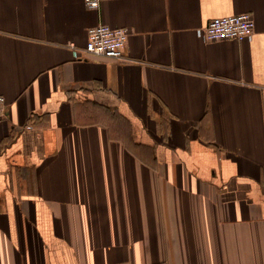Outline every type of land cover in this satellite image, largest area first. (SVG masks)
Wrapping results in <instances>:
<instances>
[{"label": "crops", "instance_id": "0c3cea01", "mask_svg": "<svg viewBox=\"0 0 264 264\" xmlns=\"http://www.w3.org/2000/svg\"><path fill=\"white\" fill-rule=\"evenodd\" d=\"M0 96V264H264V0H0Z\"/></svg>", "mask_w": 264, "mask_h": 264}, {"label": "built area", "instance_id": "2783aa9c", "mask_svg": "<svg viewBox=\"0 0 264 264\" xmlns=\"http://www.w3.org/2000/svg\"><path fill=\"white\" fill-rule=\"evenodd\" d=\"M85 3L92 9L100 7V0H85ZM254 30L255 21L252 14L242 13L212 19L205 27L197 30V36L206 42L225 40L242 42L250 40L254 35ZM128 39V30L101 24L88 30L87 43L82 48H76L74 54L79 61L91 58L124 61L126 60L125 49ZM6 106V99L0 96V120L7 116Z\"/></svg>", "mask_w": 264, "mask_h": 264}]
</instances>
